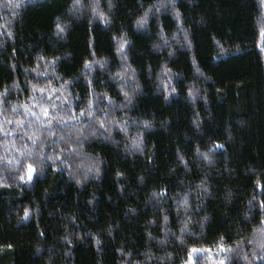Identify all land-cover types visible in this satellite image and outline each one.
Instances as JSON below:
<instances>
[{"label": "trees", "instance_id": "16d2710c", "mask_svg": "<svg viewBox=\"0 0 264 264\" xmlns=\"http://www.w3.org/2000/svg\"><path fill=\"white\" fill-rule=\"evenodd\" d=\"M8 2L0 264H262L264 7Z\"/></svg>", "mask_w": 264, "mask_h": 264}, {"label": "snow or ice", "instance_id": "6c2138e0", "mask_svg": "<svg viewBox=\"0 0 264 264\" xmlns=\"http://www.w3.org/2000/svg\"><path fill=\"white\" fill-rule=\"evenodd\" d=\"M173 2H174V0H173ZM257 2H258V6L264 7V0H257ZM19 6H20L19 0H17L16 3H12L11 0H9L8 4H6V7H11V8H18ZM79 7H81L80 0H73V8L79 10ZM109 7H111V5H109ZM98 8H99V5H98V2H97V4L93 7L94 15H97L100 18H104V14L99 12ZM176 14H177V16H179L178 12ZM147 15H148V13L146 12L145 16L137 21L139 26H143L147 22ZM105 22H107V21H105ZM56 28H57L58 32H63L64 31V28L61 26V24L59 22L56 24ZM9 35H11V33H9ZM261 35L264 36V31L261 32ZM185 39H187V36H185ZM221 52H223L222 48H221ZM197 71H199V69H197ZM190 94H191V90H190ZM125 95H127V94H125ZM45 115H47V111L46 110H45ZM144 124L147 126L149 124V122L148 121H144ZM132 143H133L134 147H139V145L141 143V140H140L139 136L134 138ZM214 147L215 148H223V145L216 144V145H214ZM202 155L204 156L205 159H209L210 158L208 153H203ZM181 159H183V158L181 157ZM97 171H98V169H97ZM33 172H34V169H33L32 165L29 164L27 166V178L28 179L32 178ZM117 175H121V174L117 173ZM20 179L23 180V179H25V177L21 176ZM162 194L163 193H157L155 195L159 196V195H162ZM250 203H251V201H250ZM261 207H264V201L261 202ZM28 216H29V211L25 210L24 217L27 218ZM165 219L167 220V217H165ZM253 231H254V234H257V239H255L253 241H248V243H254V244H256L257 247H259L262 250V254L260 256H257L256 259L260 260L262 262V264H264V220H262L260 227L259 228H254ZM221 239H223V238H221ZM219 248L222 251H225V252L232 250L231 248H225L224 244H220ZM253 255H255V248L253 249ZM243 259L244 260H248V256L244 255ZM218 264H226V261L225 260H220V261H218ZM249 264H252V262L249 261Z\"/></svg>", "mask_w": 264, "mask_h": 264}, {"label": "rangeland", "instance_id": "374dc122", "mask_svg": "<svg viewBox=\"0 0 264 264\" xmlns=\"http://www.w3.org/2000/svg\"><path fill=\"white\" fill-rule=\"evenodd\" d=\"M211 257H212V255H211ZM192 260H193V257H191L190 260H189V262H187L186 264H193V261Z\"/></svg>", "mask_w": 264, "mask_h": 264}]
</instances>
